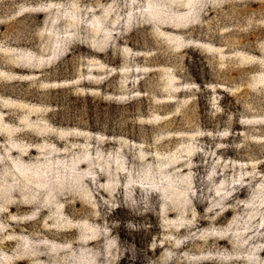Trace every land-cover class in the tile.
Returning a JSON list of instances; mask_svg holds the SVG:
<instances>
[{
	"label": "rangeland",
	"instance_id": "rangeland-1",
	"mask_svg": "<svg viewBox=\"0 0 264 264\" xmlns=\"http://www.w3.org/2000/svg\"><path fill=\"white\" fill-rule=\"evenodd\" d=\"M0 264H264V0H0Z\"/></svg>",
	"mask_w": 264,
	"mask_h": 264
}]
</instances>
